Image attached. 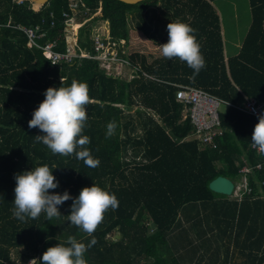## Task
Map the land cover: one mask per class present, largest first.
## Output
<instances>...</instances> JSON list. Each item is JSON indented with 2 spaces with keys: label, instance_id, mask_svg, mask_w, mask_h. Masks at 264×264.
Masks as SVG:
<instances>
[{
  "label": "trees",
  "instance_id": "1",
  "mask_svg": "<svg viewBox=\"0 0 264 264\" xmlns=\"http://www.w3.org/2000/svg\"><path fill=\"white\" fill-rule=\"evenodd\" d=\"M74 1L48 0L34 9L30 0H0V264H13V252L21 264H39L48 246L69 236L86 245L95 237L84 254L87 264H178L165 251L167 234L180 213L192 212L199 222L204 217L214 220L218 229L224 223L237 235L245 231V248L249 254L252 247L260 251L259 264H264V185L259 183L264 180V154L251 143L258 119L224 106L219 112L222 132L202 145L192 138L193 126L182 117L183 106L175 98L178 85H187L235 105L245 97L264 105V0H248L250 26L238 52L228 58L212 0H79L78 9L85 14L75 16L90 19L78 28L77 45L92 51L96 35L124 40L119 54L134 69L128 79L107 73L88 57L53 63L40 48L27 45L18 26L40 25L45 31L37 39L40 45L55 40L58 51L71 45ZM177 19L196 29L201 45L205 66L195 78L186 62L160 53L168 38L166 25ZM73 80L88 85L82 134L90 138L84 147L98 158L96 167L86 166L75 152L53 154L35 139L39 129L27 126L44 90ZM112 120L116 130L106 136ZM258 162L261 167L247 175L251 191L240 201L209 188L215 177L236 181L242 165ZM43 164L54 166L59 180L58 188L49 191L68 190L75 196L83 186L96 183L115 193L117 207L103 213L91 235L68 222L71 199L51 220L43 212L22 221L14 216V174Z\"/></svg>",
  "mask_w": 264,
  "mask_h": 264
},
{
  "label": "clouds",
  "instance_id": "2",
  "mask_svg": "<svg viewBox=\"0 0 264 264\" xmlns=\"http://www.w3.org/2000/svg\"><path fill=\"white\" fill-rule=\"evenodd\" d=\"M166 29L168 38L160 44L161 55L186 62L195 78L205 66L201 45L195 36L196 29L180 19L168 22ZM88 103V85L85 81L73 80L68 85L61 83L58 87L50 85L44 90V98L33 109L27 126L29 129H39L41 134L36 135L35 139L46 145L53 154L69 155L75 152L76 157L82 159L86 166L96 167L99 164L98 158H93L90 150L84 147L89 144L90 138L82 134L88 118ZM116 127V121H109L105 135H113ZM251 143L264 154V110L254 125ZM54 168L43 164L14 174V216L22 221L26 218L35 219L43 212L51 220L61 215L60 205L71 199L68 222L91 235L102 221L103 213L117 207L115 193L96 183L83 186L75 196L68 190L49 191L59 186V180L53 173ZM95 242L94 236L87 245L69 236L67 241H58L48 246L40 256L39 264H87L84 254Z\"/></svg>",
  "mask_w": 264,
  "mask_h": 264
},
{
  "label": "built area",
  "instance_id": "3",
  "mask_svg": "<svg viewBox=\"0 0 264 264\" xmlns=\"http://www.w3.org/2000/svg\"><path fill=\"white\" fill-rule=\"evenodd\" d=\"M78 3L79 0H75L72 4V14H74L73 23H75V27L77 26V30L68 33L72 38V44L66 47L64 51L54 49L56 45L55 40L47 41L43 45L37 43V39L45 35V31L41 29L40 25L34 27L18 26L27 36V45H33L40 48L43 55L53 63L60 61L70 62L73 58L88 57L98 61L102 59L108 61V59H111V61L116 63L120 62L128 64V60L119 54V48L123 49L122 45H124V40L122 39H120L118 43L111 40L109 37L104 39L98 35L93 36L94 38L91 44L92 51L83 50L77 45L78 28L86 22V20L90 19L85 18L81 21L77 19L78 17L75 16V11L80 12L78 9ZM83 13L85 12L83 11ZM97 13L98 11H96L95 14ZM63 16H67V13H63ZM76 19L80 22H76ZM53 24L54 22L51 21L50 25L52 26ZM122 49L121 52L123 53L124 51ZM175 98L176 101L183 106V118L188 117L193 126V133L191 134L192 138L196 139L202 145L211 143L213 138L222 132L219 118V107L221 105L236 107L247 115L257 119L261 111L264 110L263 103L258 102L254 97H245L242 104L235 105L210 94L202 88L187 85H178L175 92ZM252 147L260 152V150L254 145H252ZM261 164V162H258L254 166L242 165L239 168L240 176L236 181H233V189L230 197L240 201L244 194H248L251 191V188L248 185L247 175L252 172L253 167L259 169ZM259 183L260 185H264V180H261ZM261 197H264V194L261 195Z\"/></svg>",
  "mask_w": 264,
  "mask_h": 264
},
{
  "label": "crops",
  "instance_id": "4",
  "mask_svg": "<svg viewBox=\"0 0 264 264\" xmlns=\"http://www.w3.org/2000/svg\"><path fill=\"white\" fill-rule=\"evenodd\" d=\"M211 4L219 16L223 52L225 58H228L238 52L250 26L251 7L248 0H212ZM261 199L264 201V197ZM198 217L199 215L195 212L191 215L180 213L177 223L167 234L165 251L174 257L178 264H259L260 251L255 252L252 247L249 254L248 248H245L247 243L245 231L237 235L234 228L229 229V226L224 223H221V229H218L214 220L204 217L199 222ZM194 219L197 222L193 223ZM194 227L203 237L200 242L208 245L206 255L210 257L207 259L198 261L192 256L196 250L189 245L195 241H189L185 248H175V244L184 237L188 228ZM211 256H215L216 259L212 261ZM183 259L186 260L184 263Z\"/></svg>",
  "mask_w": 264,
  "mask_h": 264
},
{
  "label": "rangeland",
  "instance_id": "5",
  "mask_svg": "<svg viewBox=\"0 0 264 264\" xmlns=\"http://www.w3.org/2000/svg\"><path fill=\"white\" fill-rule=\"evenodd\" d=\"M32 6L35 9H38L40 5H38L37 3L35 4L34 2H32ZM75 13H79L80 15L81 14H85V13H83V11H80V12L75 11ZM77 19H76V22H80ZM69 27H70L69 32L77 30L76 29L77 26L75 27V23H73V22H70ZM99 66L101 68H104L106 70V72L109 73V74H113L115 76H120V77H123V78H126V79L131 78L132 75L134 74V71H133L134 69L130 68L127 64H123V63H120V62L116 63V62L111 61V59H108V61L105 60V59L100 60L99 61ZM223 109H224V106L221 105L219 107V110L222 111ZM133 111H134V107H132L129 112L132 113ZM187 231L188 232L183 235L184 237H182V239L175 244L176 245L175 248L176 249L185 248V245L189 241H191V242L195 241L191 245H189L191 247H194L193 249L196 250L192 254V256L196 257L198 259V261H200L201 259L209 258L210 255H206V252H208V245L200 242L202 240V238H203L201 236L200 232H198L197 229H195V227L194 228H188ZM188 255H190V254H188ZM215 259H216L215 256H211V260L212 261H214ZM182 261L184 263L186 260L183 259ZM31 262H32V260H28L27 264H29ZM12 263L13 264H21L22 263V261L19 258V255L16 252L12 253ZM218 263H219V261H218Z\"/></svg>",
  "mask_w": 264,
  "mask_h": 264
},
{
  "label": "water",
  "instance_id": "6",
  "mask_svg": "<svg viewBox=\"0 0 264 264\" xmlns=\"http://www.w3.org/2000/svg\"><path fill=\"white\" fill-rule=\"evenodd\" d=\"M31 2L37 3L38 5H42L48 0H30ZM127 3H136L141 0H121ZM209 188L217 193L223 195H229L233 189V181L225 176H217L209 182ZM116 237H119V234H116Z\"/></svg>",
  "mask_w": 264,
  "mask_h": 264
},
{
  "label": "bare ground",
  "instance_id": "7",
  "mask_svg": "<svg viewBox=\"0 0 264 264\" xmlns=\"http://www.w3.org/2000/svg\"><path fill=\"white\" fill-rule=\"evenodd\" d=\"M36 4V3H35Z\"/></svg>",
  "mask_w": 264,
  "mask_h": 264
}]
</instances>
